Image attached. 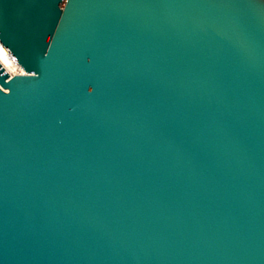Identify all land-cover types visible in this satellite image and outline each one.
I'll list each match as a JSON object with an SVG mask.
<instances>
[{"label":"water","instance_id":"1","mask_svg":"<svg viewBox=\"0 0 264 264\" xmlns=\"http://www.w3.org/2000/svg\"><path fill=\"white\" fill-rule=\"evenodd\" d=\"M0 264H264V0H0Z\"/></svg>","mask_w":264,"mask_h":264},{"label":"bare ground","instance_id":"2","mask_svg":"<svg viewBox=\"0 0 264 264\" xmlns=\"http://www.w3.org/2000/svg\"><path fill=\"white\" fill-rule=\"evenodd\" d=\"M1 63L3 67L9 72V74H15V73H23V68L18 67L12 63L10 59H8L6 56H1Z\"/></svg>","mask_w":264,"mask_h":264},{"label":"built area","instance_id":"3","mask_svg":"<svg viewBox=\"0 0 264 264\" xmlns=\"http://www.w3.org/2000/svg\"><path fill=\"white\" fill-rule=\"evenodd\" d=\"M2 55L3 56H6L8 59H10L14 65H16L18 67H21V65L18 63V61L16 60V58L8 51V49L4 46V44L0 40V63H1V56ZM10 75H13V74H10Z\"/></svg>","mask_w":264,"mask_h":264}]
</instances>
